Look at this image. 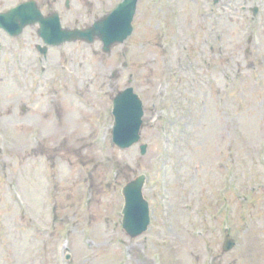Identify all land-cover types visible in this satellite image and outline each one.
<instances>
[{
	"label": "rangeland",
	"instance_id": "1",
	"mask_svg": "<svg viewBox=\"0 0 264 264\" xmlns=\"http://www.w3.org/2000/svg\"><path fill=\"white\" fill-rule=\"evenodd\" d=\"M102 1L60 0L62 24L84 26ZM211 9L138 0L132 35L107 56L78 42L42 57L36 27L0 30V264H264V0ZM127 86L144 115L121 150L110 109ZM139 174L152 222L130 238L120 190Z\"/></svg>",
	"mask_w": 264,
	"mask_h": 264
},
{
	"label": "water",
	"instance_id": "2",
	"mask_svg": "<svg viewBox=\"0 0 264 264\" xmlns=\"http://www.w3.org/2000/svg\"><path fill=\"white\" fill-rule=\"evenodd\" d=\"M136 0H124L109 15L84 30L61 29L58 20L43 19L32 2L24 3L0 16V26L11 35H15L26 26L39 23L41 26L38 34H49L45 39L50 44L56 45L64 41L77 39L92 42L98 38L103 42V49L108 52L110 46L121 42L130 32V22L135 11ZM50 39V40H49ZM114 114L116 123L113 130V141L119 146H127L135 139L138 119L140 116L139 103L130 92L120 94L115 100ZM144 176L127 184L123 189L125 205L123 208L122 227L130 236L140 234L146 227L147 203L141 195ZM233 246V242L226 238L223 250L227 251Z\"/></svg>",
	"mask_w": 264,
	"mask_h": 264
}]
</instances>
